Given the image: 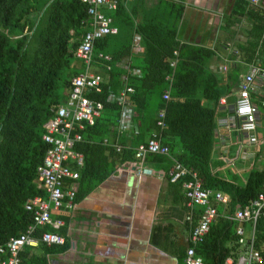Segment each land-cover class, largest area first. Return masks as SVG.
Segmentation results:
<instances>
[{
  "label": "trees",
  "instance_id": "trees-1",
  "mask_svg": "<svg viewBox=\"0 0 264 264\" xmlns=\"http://www.w3.org/2000/svg\"><path fill=\"white\" fill-rule=\"evenodd\" d=\"M242 3L237 12L243 11L252 22L254 34L245 45L250 48L248 56H252L257 45L264 48V9L245 0ZM102 11L111 17L113 25L119 26V31L97 38L93 48L111 56L107 62L111 66L108 83L113 90L125 82L123 69L115 67V61L127 57L129 65L138 71L126 78V84L133 88L127 100L134 110L136 130L128 131L131 132L128 137L123 134L126 130L118 132L115 127L118 105L104 93L92 94L103 106L93 124L80 130L82 139L75 144V149L83 154L75 200L106 177L116 164L133 158L132 143L149 136L155 128V115L162 107L166 124L161 131V142L167 144L169 152L184 166L195 170L202 186L208 187L206 164L211 134L208 128L218 94L223 91L219 78L207 67L212 50L179 43L174 28L153 20H143L131 27L130 16L120 0L115 9ZM120 24L129 25L130 29L122 34ZM86 28V5L80 0H0V243L21 232L31 221V213L23 207L24 201L44 193L35 181V168L47 146L41 138L42 123L51 115L50 109L65 99L70 77L78 71L70 63ZM33 31L37 41L31 45ZM135 34L142 46L138 53L130 50ZM113 36L120 38L121 43L110 47L108 40ZM174 48L178 51L177 62L169 97L163 99L162 90L167 84L164 76L169 71L167 60ZM237 72L238 65H233L228 72L232 81ZM59 86L62 92L57 91ZM102 138L125 147L115 151L111 145L102 143ZM172 139L179 145L180 154L172 151ZM170 183L179 188L178 181ZM262 183L264 167L251 168L243 190L235 199L229 194V207L247 203ZM235 224L222 216L210 224L203 240L194 248L204 264H235L225 262L226 256L236 255ZM44 229L52 228L41 227ZM254 237L260 260L252 264H264V217L256 219Z\"/></svg>",
  "mask_w": 264,
  "mask_h": 264
},
{
  "label": "crops",
  "instance_id": "crops-1",
  "mask_svg": "<svg viewBox=\"0 0 264 264\" xmlns=\"http://www.w3.org/2000/svg\"><path fill=\"white\" fill-rule=\"evenodd\" d=\"M245 1L264 9V0ZM242 2L120 0L130 16L131 27L143 20H153L174 28L179 43L211 49L213 54L207 67L219 80L231 84L228 101L235 96L238 74L249 64H264L262 46L257 45L252 56H248L250 48H245L254 32L249 17L243 15V11L237 12ZM116 28L119 31V26ZM128 28L129 25L120 24L122 34ZM222 61L227 66L224 72L218 69ZM233 65H238L234 81L228 76ZM229 111L218 106L211 114L206 186L227 192L235 199L243 190L248 171L264 167V138L260 144L250 143L243 135L223 125L222 119ZM263 111L264 108L259 107V122L264 118ZM133 128V124L126 126L123 134L128 137L131 133L128 131L136 130ZM172 140V151L180 154L179 145ZM170 155L176 158L175 154ZM171 162L166 155L146 154L142 163L150 168L151 174H136L128 165L116 164L106 177L76 198L71 210H50L52 217L65 221L56 229L64 236V243L39 242L23 247L21 264H185L188 227L183 217L186 207L180 185L176 188L168 180ZM217 208L224 207L218 205ZM232 208L228 205L225 210ZM246 230L248 232V225L244 224Z\"/></svg>",
  "mask_w": 264,
  "mask_h": 264
},
{
  "label": "built area",
  "instance_id": "built-area-1",
  "mask_svg": "<svg viewBox=\"0 0 264 264\" xmlns=\"http://www.w3.org/2000/svg\"><path fill=\"white\" fill-rule=\"evenodd\" d=\"M80 1L85 3L87 14V28L80 35L74 50L75 57L80 61V70L70 77L65 99L50 109L51 115L42 123L44 131L41 138L47 146L41 162L35 168V181L44 193L35 194L24 201L23 207L31 213V221L21 232L0 243V264H20L19 253L25 245H35L39 242L46 245L63 244L64 236L56 229L63 226L65 221L61 217H52L50 210H71L75 206L76 180L83 164V154L75 149V144L82 139L80 130L93 124L103 106L102 101L93 98L92 94L104 93L107 99L118 105L119 113L115 126L118 132L130 124L136 129L134 112L127 100V94L133 88L126 84V78L130 74H137L138 71L129 65L127 57L115 61V67L123 69L125 82L113 90L108 83V71L111 66L107 62L111 60V56L93 48L97 38L117 32L116 26L111 23V17L102 9H115L119 0ZM249 1L258 3L260 0ZM141 48L139 37L135 34L130 50L132 53H138ZM177 54V49H172L167 60L169 71L164 76L167 84L162 90L163 99L169 97ZM226 67L224 61L218 64L220 72H224ZM218 84L223 91L218 94L214 107L224 106L230 110L222 119L223 125L243 135L247 142L260 144L263 138L258 134L257 127L259 107L264 108V66L259 63L249 64L238 74L235 96L231 101L227 100V81L220 80ZM165 124L162 107L155 115V128L145 141L132 147L133 158L124 160L121 164L128 165L136 174H151L150 168H146L142 163L146 154L166 155L171 158L167 177L170 182H179L186 207L183 221L188 227V245L184 263L204 264L201 256L195 254L194 248L203 240L217 216L236 222V255L235 258L226 256L225 262L252 264L259 261L260 254L254 245V225L257 218L264 217V183L247 203L235 204L231 211L225 210L229 205V195L219 189L202 186L193 169L184 166L170 155L167 144L161 142V131ZM101 142L111 145L115 151L125 147L117 141L108 143L106 138H102ZM218 205L224 208L218 210ZM244 224L248 225L247 233L244 231ZM45 225L52 229L41 230Z\"/></svg>",
  "mask_w": 264,
  "mask_h": 264
},
{
  "label": "rangeland",
  "instance_id": "rangeland-1",
  "mask_svg": "<svg viewBox=\"0 0 264 264\" xmlns=\"http://www.w3.org/2000/svg\"><path fill=\"white\" fill-rule=\"evenodd\" d=\"M36 41H37L36 32L33 31V33L30 35V42H29V44L34 45V44H36ZM120 43H121V39L118 38V37H115V36L110 37L109 40H108V46H110V47L118 46ZM70 64H71V66L74 69H76V70H79L80 69V65H79L80 64V61L77 60L75 57H72V60H71V63ZM58 83L60 85V80H58ZM57 91H61L62 92V88L60 86L57 87ZM257 131L260 134V136L262 138H264V118L261 119V121L259 122V125L257 127ZM246 232H247V230H246Z\"/></svg>",
  "mask_w": 264,
  "mask_h": 264
}]
</instances>
